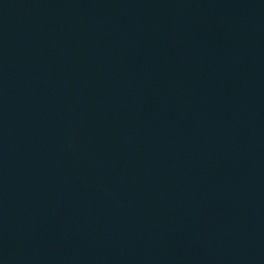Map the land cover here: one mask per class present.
Segmentation results:
<instances>
[{"label":"water","instance_id":"95a60500","mask_svg":"<svg viewBox=\"0 0 264 264\" xmlns=\"http://www.w3.org/2000/svg\"><path fill=\"white\" fill-rule=\"evenodd\" d=\"M0 264H264V0H0Z\"/></svg>","mask_w":264,"mask_h":264}]
</instances>
